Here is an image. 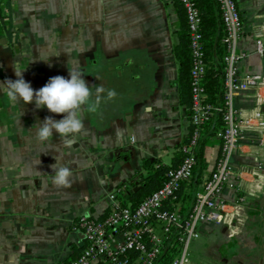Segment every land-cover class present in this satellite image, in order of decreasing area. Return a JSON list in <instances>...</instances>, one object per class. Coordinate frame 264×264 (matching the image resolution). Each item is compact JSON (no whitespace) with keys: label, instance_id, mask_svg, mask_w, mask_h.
I'll return each mask as SVG.
<instances>
[{"label":"crops","instance_id":"0c3cea01","mask_svg":"<svg viewBox=\"0 0 264 264\" xmlns=\"http://www.w3.org/2000/svg\"><path fill=\"white\" fill-rule=\"evenodd\" d=\"M177 3L0 0V264H69L85 245L79 216L102 218L118 194L126 199L140 189L142 159L174 162L190 130L173 52L182 25ZM237 3L243 22L238 47L248 54L239 71L264 75V57L255 44L257 34L264 42V0ZM15 67L24 69L33 89L56 75L69 78V68L84 73L93 100L97 87L105 89L96 113L81 109L84 128L70 145L61 143L55 130L44 142L35 132L46 116L60 120L65 114L8 101L6 80L17 79ZM110 89L116 96L107 100ZM251 104L242 94L234 98L236 107ZM220 146L216 135L206 140V167L196 189L213 169ZM246 160L233 156L232 163ZM55 162L70 168V187L53 185ZM189 191L187 184L182 187V194ZM233 195L231 188L223 192L228 200ZM178 199V207L186 202ZM244 213L234 236L222 225L201 226L200 236L216 241L208 250L222 257L213 255L212 264H264V193L247 198Z\"/></svg>","mask_w":264,"mask_h":264},{"label":"built area","instance_id":"2783aa9c","mask_svg":"<svg viewBox=\"0 0 264 264\" xmlns=\"http://www.w3.org/2000/svg\"><path fill=\"white\" fill-rule=\"evenodd\" d=\"M174 1L182 6L186 15L192 58L191 130L187 142L180 147L183 158L176 167L167 170L161 186L135 209L115 199L102 218L79 216L76 225L83 233L85 245L69 264H92L99 260L108 264H153L168 235L180 244L179 253L171 264H203L194 261L189 253L190 243L199 238L201 226L215 223L224 226L230 236L238 234L245 222L246 199L259 198L264 193V75L239 71V62L248 54L238 47L243 22L237 0H218L226 47L222 57V107L203 101L202 78L206 61L195 1ZM255 44L256 51L264 57L262 35H256ZM238 94L251 99L252 104L236 107L234 98ZM214 111L221 113L223 121V127L216 133L221 140L220 154L211 172L196 189L189 211L182 215L177 192L181 184L192 178L200 129ZM233 156L248 162L233 165ZM226 188L234 192L230 200L223 196ZM166 202L173 208H164Z\"/></svg>","mask_w":264,"mask_h":264},{"label":"trees","instance_id":"16d2710c","mask_svg":"<svg viewBox=\"0 0 264 264\" xmlns=\"http://www.w3.org/2000/svg\"><path fill=\"white\" fill-rule=\"evenodd\" d=\"M200 17L201 41L205 52L206 70L202 78V85L205 90L203 101L214 106L222 107L224 104V74L222 57L225 53V43L223 41L224 28L221 19V11L218 0H194ZM177 3V2H176ZM182 25L179 31V38L173 48L175 57L179 62V75L177 83L179 86L182 102L189 105L190 108V68H191V49L188 33L186 15L182 6L177 3ZM223 127L221 113L214 111L200 129V138L195 148L196 164L193 168V175L189 182L181 184L177 196H182L186 202L180 204L179 211L186 215L193 201L195 189L203 176V169L206 167L204 156L205 142L209 137L216 135L217 131ZM191 130V127H190ZM189 130V133H190ZM189 137V135H188ZM187 139L182 143H186ZM178 146L174 153V162L170 165L163 164L160 158L141 160V169L145 172L140 182L141 188L132 191L126 199L123 192L118 194L119 200L123 206H130L135 209L141 201L161 186L166 178L167 170L176 167L183 158V153ZM188 185L190 191L188 194H182V187ZM179 200V199H178ZM164 208L171 209L170 203L166 202ZM180 244L173 240V236L168 235L162 243L160 254L153 264H171L178 255Z\"/></svg>","mask_w":264,"mask_h":264},{"label":"clouds","instance_id":"9594fccd","mask_svg":"<svg viewBox=\"0 0 264 264\" xmlns=\"http://www.w3.org/2000/svg\"><path fill=\"white\" fill-rule=\"evenodd\" d=\"M24 69L15 67L17 79H8L6 97L9 102L33 103L37 109L47 108L55 114H65L62 119L55 120L46 116L42 122L35 124L36 137L44 142L53 137V130L58 134L61 143L70 145L76 134L84 128L81 119V109L89 113H96L102 100L103 87L96 88L95 99H92V90L83 78L84 73L69 68V78L61 75L50 77L48 82L39 89H33L31 84L24 79ZM116 96L114 89L107 90L106 99L112 100ZM54 172L52 183L57 188L71 186L72 172L66 165L58 166L55 162L50 165Z\"/></svg>","mask_w":264,"mask_h":264},{"label":"rangeland","instance_id":"374dc122","mask_svg":"<svg viewBox=\"0 0 264 264\" xmlns=\"http://www.w3.org/2000/svg\"><path fill=\"white\" fill-rule=\"evenodd\" d=\"M195 243H199L200 245L198 247H195ZM215 243H216V241H214V240L213 241L206 240L205 236H200V238L195 239L190 243V246H189L190 257H191L192 251H194V253H193L194 255L199 254L198 255L199 259H196V260H200L202 263H205V264H212L213 255L217 256L219 258H222V257L218 256L219 254H217V253L213 254V252H210L208 250V248L213 246V244H215ZM217 263L220 264L219 262H217ZM232 264H236L235 261H233Z\"/></svg>","mask_w":264,"mask_h":264},{"label":"water","instance_id":"95a60500","mask_svg":"<svg viewBox=\"0 0 264 264\" xmlns=\"http://www.w3.org/2000/svg\"><path fill=\"white\" fill-rule=\"evenodd\" d=\"M263 110H264V105H263ZM140 187V186H139Z\"/></svg>","mask_w":264,"mask_h":264}]
</instances>
